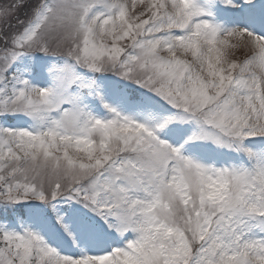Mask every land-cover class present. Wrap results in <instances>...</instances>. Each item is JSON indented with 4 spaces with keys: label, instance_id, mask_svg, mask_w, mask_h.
<instances>
[{
    "label": "snow or ice",
    "instance_id": "snow-or-ice-1",
    "mask_svg": "<svg viewBox=\"0 0 264 264\" xmlns=\"http://www.w3.org/2000/svg\"><path fill=\"white\" fill-rule=\"evenodd\" d=\"M0 264H264V0H0Z\"/></svg>",
    "mask_w": 264,
    "mask_h": 264
}]
</instances>
